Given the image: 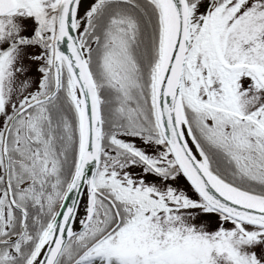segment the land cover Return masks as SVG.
<instances>
[{"label": "snow or ice", "instance_id": "snow-or-ice-1", "mask_svg": "<svg viewBox=\"0 0 264 264\" xmlns=\"http://www.w3.org/2000/svg\"><path fill=\"white\" fill-rule=\"evenodd\" d=\"M0 264H264V0H0Z\"/></svg>", "mask_w": 264, "mask_h": 264}]
</instances>
